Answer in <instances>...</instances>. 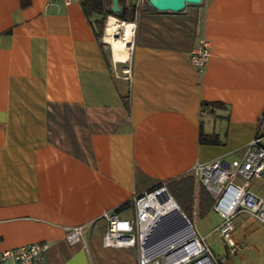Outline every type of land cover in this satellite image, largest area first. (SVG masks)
Here are the masks:
<instances>
[{
	"label": "crops",
	"instance_id": "0c3cea01",
	"mask_svg": "<svg viewBox=\"0 0 264 264\" xmlns=\"http://www.w3.org/2000/svg\"><path fill=\"white\" fill-rule=\"evenodd\" d=\"M132 4L127 80L81 0H0V251L39 243L43 264H139L136 249L104 246L105 213L132 220L136 196L196 164L227 166L255 137L264 146V0ZM202 39L203 74L191 63ZM78 226L86 246L66 240Z\"/></svg>",
	"mask_w": 264,
	"mask_h": 264
},
{
	"label": "built area",
	"instance_id": "2783aa9c",
	"mask_svg": "<svg viewBox=\"0 0 264 264\" xmlns=\"http://www.w3.org/2000/svg\"><path fill=\"white\" fill-rule=\"evenodd\" d=\"M65 2L69 5L71 0ZM211 57V45L202 39L191 55V63L203 74ZM191 172L196 186L204 187L214 199L212 210L221 219L216 232L225 243L227 257L240 255L245 243L236 238L237 221L245 216L264 224V187H257L256 192L252 190L253 181L264 183V146L261 138L255 137L242 149L240 157L227 166L222 160H215L207 164H196ZM165 193L166 188L160 187L136 196L133 201L135 217L132 220L121 219L114 212L105 213L103 219L108 228L103 238L104 246L136 249L140 256L139 264H225L226 256L214 254L206 237L198 231H193L192 235L172 245L163 254L147 257L150 238L159 227H163V219L179 209L172 197L163 196ZM174 221L172 219L168 223V228L179 227ZM192 224L195 225V218ZM64 230L70 245L86 246V226L65 227ZM47 249L48 245L35 243L3 250L0 251V264H43Z\"/></svg>",
	"mask_w": 264,
	"mask_h": 264
},
{
	"label": "trees",
	"instance_id": "16d2710c",
	"mask_svg": "<svg viewBox=\"0 0 264 264\" xmlns=\"http://www.w3.org/2000/svg\"><path fill=\"white\" fill-rule=\"evenodd\" d=\"M121 12H112V0H81L84 13L88 18L97 15L98 18L92 21V26L98 39L102 40L105 35V28L109 17H115L121 22L133 23L136 17V7L132 4V0H118ZM29 3L24 4V6ZM104 50L105 44L101 43ZM105 58L107 56L104 51ZM219 104L204 103L203 108L206 111L209 107H219ZM202 141L209 143H219L216 136H202ZM159 186L157 188H160ZM163 187L177 203L181 212L186 218L193 223L194 217H204L213 208L214 199L209 192L202 186H196L194 175L188 174L177 179L168 181ZM198 187V188H197ZM196 208V209H195Z\"/></svg>",
	"mask_w": 264,
	"mask_h": 264
},
{
	"label": "rangeland",
	"instance_id": "374dc122",
	"mask_svg": "<svg viewBox=\"0 0 264 264\" xmlns=\"http://www.w3.org/2000/svg\"><path fill=\"white\" fill-rule=\"evenodd\" d=\"M110 18L116 19L115 17H109L108 21ZM105 37L106 28L104 38ZM116 38L121 39L122 35L119 34ZM127 48L130 53V59L127 62L118 65L116 73L118 72L120 77L127 78L128 80L132 62L131 59L133 53V42L128 44ZM259 186L264 187V183H259L256 181L252 182L253 191L256 192L257 187ZM262 194H264V191H262ZM241 218L245 219L243 221L244 223L237 221L238 231L236 232V238L240 242L245 243V248L244 251L237 256L227 257L225 243L219 236V233H217L215 230L216 226L221 222L219 216L215 212L210 211L204 217H196L195 225L192 224V230L194 232L198 231L202 236L206 237L207 242L210 245L214 254L224 257L226 256L225 264H264V224L254 222L250 218H247L245 216H242ZM173 219L175 220L174 222L179 221L178 218Z\"/></svg>",
	"mask_w": 264,
	"mask_h": 264
},
{
	"label": "water",
	"instance_id": "95a60500",
	"mask_svg": "<svg viewBox=\"0 0 264 264\" xmlns=\"http://www.w3.org/2000/svg\"><path fill=\"white\" fill-rule=\"evenodd\" d=\"M202 0H149V4L156 10L161 12H181L184 11L188 5H199ZM112 12L120 13L121 9L119 7L118 0H112ZM165 191V189H163ZM178 218L180 229L187 230L189 236L193 234L192 226L186 216L177 209L174 213L165 217L162 221L163 227H159L153 236L150 238L147 248H149V252L147 253V257L153 258L157 257L164 252H166L172 245L175 244L177 237H173L170 234L165 235L164 231L168 229V223L173 219ZM177 222V221H176ZM188 236V237H189Z\"/></svg>",
	"mask_w": 264,
	"mask_h": 264
},
{
	"label": "bare ground",
	"instance_id": "6f19581e",
	"mask_svg": "<svg viewBox=\"0 0 264 264\" xmlns=\"http://www.w3.org/2000/svg\"><path fill=\"white\" fill-rule=\"evenodd\" d=\"M119 34L122 35L121 39L116 38ZM133 35L134 24L120 22L114 18L109 19L106 27L105 40L110 45L112 58L115 62L124 63L130 59V53L127 45L133 42ZM176 224H179V222ZM177 236L175 243L186 239L189 236V233L187 230H183L180 231Z\"/></svg>",
	"mask_w": 264,
	"mask_h": 264
}]
</instances>
